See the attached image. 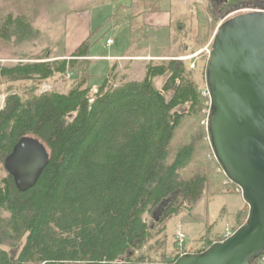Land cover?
<instances>
[{
    "label": "trees",
    "instance_id": "1",
    "mask_svg": "<svg viewBox=\"0 0 264 264\" xmlns=\"http://www.w3.org/2000/svg\"><path fill=\"white\" fill-rule=\"evenodd\" d=\"M166 1L119 4L108 19L114 26L129 23V45L136 48L146 36L139 18L164 12ZM203 1L193 3L185 21L170 22L192 36L182 57L206 46L226 13L264 5L226 0L215 9ZM103 25L89 30L68 58L0 63V163L23 136L38 138L49 152L28 191L19 192L7 173L0 179V264H171L219 242L221 233L201 236L199 248L179 247L176 234L166 232L167 220L182 213L193 217L203 197L241 194L211 148L209 97L200 87L209 54H197L193 68L194 57L150 61L142 79L115 83L116 62L105 73L91 69L90 51L108 32H101ZM37 35L24 16L7 15L0 28L1 37L17 43ZM49 79L70 86L37 93ZM248 210L244 202L233 230Z\"/></svg>",
    "mask_w": 264,
    "mask_h": 264
},
{
    "label": "water",
    "instance_id": "2",
    "mask_svg": "<svg viewBox=\"0 0 264 264\" xmlns=\"http://www.w3.org/2000/svg\"><path fill=\"white\" fill-rule=\"evenodd\" d=\"M205 80L211 148L249 210L230 237L201 253H184L171 264H251L264 252V9L225 16L211 42ZM48 160L44 143L23 136L3 167L15 188L26 192Z\"/></svg>",
    "mask_w": 264,
    "mask_h": 264
},
{
    "label": "rangeland",
    "instance_id": "3",
    "mask_svg": "<svg viewBox=\"0 0 264 264\" xmlns=\"http://www.w3.org/2000/svg\"><path fill=\"white\" fill-rule=\"evenodd\" d=\"M131 1L133 0H0V28L6 16L12 15L14 17L24 16L33 28L38 30L36 39L21 43H17L14 37L7 40L0 36V63L17 62L20 58L34 59L46 56L68 58L87 37L89 30L101 24H104L100 28L101 32L105 30L108 32L90 51L91 57L89 59L95 61L91 65V69L97 73H105L114 61L105 60V56H122L125 54L123 58L118 60L115 78L112 79L115 83L142 79L145 74V66L150 61L158 63L163 59H181L184 43L191 40V34L184 37V34L177 31L173 26L162 25L157 27L155 24L158 19H164L165 13L168 14L172 25L179 21H185L192 10L193 3L206 4V1H166L162 4L165 9L164 12L153 15L147 14L139 18V21H144L147 24L144 31L146 36L140 38L136 48L129 45V23L124 21L120 25L114 26V23L108 19L119 4H128ZM217 1L222 2V0H216L215 9L220 4ZM261 7L240 9L229 14L250 9H262ZM224 18L219 20L218 25ZM213 36L206 46L197 51V54H209L207 50L211 49ZM108 37H112L114 41L111 46L105 45V40ZM202 54H199L197 58ZM92 55L100 58L97 59ZM161 55H168V57H159ZM195 58L193 62L196 65L198 60L195 61ZM207 59L208 57L205 58L204 62ZM161 81L158 79L157 84H160ZM69 86L70 81L49 79L40 84L36 92L42 93L50 90L65 92ZM205 86L206 82L202 83L201 90L205 89ZM18 92L21 93V90ZM3 93H0V107L5 97ZM202 123L205 124L204 121ZM6 173L2 162L0 163V179ZM243 203L242 194L238 193L218 195L208 201L203 197L193 207L191 211L193 217L182 213L175 218L168 219L166 232L169 234L180 232L184 236L183 246L189 249L199 248L202 245L201 236L205 234L213 236L222 233L226 225H231L234 222L235 214ZM156 215L158 216L159 213Z\"/></svg>",
    "mask_w": 264,
    "mask_h": 264
},
{
    "label": "built area",
    "instance_id": "4",
    "mask_svg": "<svg viewBox=\"0 0 264 264\" xmlns=\"http://www.w3.org/2000/svg\"><path fill=\"white\" fill-rule=\"evenodd\" d=\"M112 43H113V39L112 38H107L106 41H105V44L107 46L112 45ZM207 52L210 53V51H208V50H207ZM196 55H197V53L194 54V55H192V56L181 57V59H183V60H189L192 57H195ZM189 66L191 68H193L194 67V62H191ZM204 88L205 89L202 90L203 95L209 97V91H208L207 86L204 87ZM234 232H235V230L232 229L231 225H226L224 231L221 233V240H220V242L221 241H224L225 239H227L228 237H230ZM176 237H177L178 246L179 247H182L183 246V242H184V236H183V234L180 233V232H177L176 233ZM260 262L262 264H264V255H261V261Z\"/></svg>",
    "mask_w": 264,
    "mask_h": 264
},
{
    "label": "crops",
    "instance_id": "5",
    "mask_svg": "<svg viewBox=\"0 0 264 264\" xmlns=\"http://www.w3.org/2000/svg\"><path fill=\"white\" fill-rule=\"evenodd\" d=\"M154 14H158V13H154ZM153 15V14H152ZM164 19L163 18H161V19H158V22H156V24L155 25H157V26H162V25H164V26H170V19H169V16H168V14H164ZM166 18V19H165ZM160 20V21H159ZM147 25V24H146ZM108 38H112V37H108ZM107 39V38H106ZM129 40V39H128ZM114 44V41H113V43H112V45ZM106 45V44H105ZM107 46V45H106ZM111 46V45H110ZM125 55V54H124ZM124 55H122V56H113V55H108V56H105V60H114L113 61V63L114 62H116L117 64L119 63L118 62V60H120L121 58H123L124 57ZM169 55V54H168ZM168 55H161V56H159V57H162V58H167L168 57ZM92 57H95V58H97V59H99L100 57L99 56H96V55H92ZM152 57H158V56H152ZM112 63V64H113ZM112 64H110L109 65V67H108V69L111 67V65ZM116 70H117V67H116ZM116 70H115V72H116ZM243 206V205H242Z\"/></svg>",
    "mask_w": 264,
    "mask_h": 264
},
{
    "label": "flooded vegetation",
    "instance_id": "6",
    "mask_svg": "<svg viewBox=\"0 0 264 264\" xmlns=\"http://www.w3.org/2000/svg\"><path fill=\"white\" fill-rule=\"evenodd\" d=\"M209 1H210V3L212 4L213 7L216 5V4H215V3H216V2H215L216 0H209ZM223 1L225 2L226 0H222V2H223ZM222 2L220 3V1H217V3H220V4H219V7H217V8H221V7H222ZM227 14H228V13H227ZM227 14H226V15H227Z\"/></svg>",
    "mask_w": 264,
    "mask_h": 264
}]
</instances>
